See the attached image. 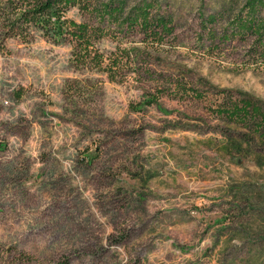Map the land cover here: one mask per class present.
I'll list each match as a JSON object with an SVG mask.
<instances>
[{
    "label": "rangeland",
    "instance_id": "374dc122",
    "mask_svg": "<svg viewBox=\"0 0 264 264\" xmlns=\"http://www.w3.org/2000/svg\"><path fill=\"white\" fill-rule=\"evenodd\" d=\"M151 1L174 42L141 82L0 17V264H264V39L237 28L247 0ZM243 102L259 115L216 112Z\"/></svg>",
    "mask_w": 264,
    "mask_h": 264
},
{
    "label": "trees",
    "instance_id": "16d2710c",
    "mask_svg": "<svg viewBox=\"0 0 264 264\" xmlns=\"http://www.w3.org/2000/svg\"><path fill=\"white\" fill-rule=\"evenodd\" d=\"M129 0H0V17L7 25L11 37L28 38V27L41 30L46 36L60 39L71 45V64L77 70L93 69L106 75L111 83H123L132 75L135 80L147 81L152 75L149 52L162 51L164 46H172L174 27L169 17L155 9L151 0H139L130 5ZM75 7L87 16L86 21L76 23L66 17L69 8ZM264 0H247L244 12L239 17L238 29L242 33L264 39V19L260 13ZM112 30L119 34L140 36L139 47L116 49L105 55L97 48L103 37H112ZM193 96L199 97L189 89ZM152 95L147 106L156 102ZM232 108V109H231ZM231 108L221 107L216 112L231 122L244 120L249 115L259 113L250 102L233 103ZM138 111V108H135ZM250 109V111H249ZM261 116V115H260ZM264 132V117H262ZM263 135V133H262ZM56 264H70L67 257Z\"/></svg>",
    "mask_w": 264,
    "mask_h": 264
}]
</instances>
